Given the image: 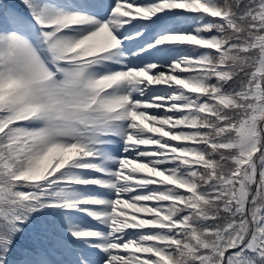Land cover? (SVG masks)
Here are the masks:
<instances>
[{"label":"snow or ice","instance_id":"obj_1","mask_svg":"<svg viewBox=\"0 0 264 264\" xmlns=\"http://www.w3.org/2000/svg\"><path fill=\"white\" fill-rule=\"evenodd\" d=\"M0 264H264V0H0Z\"/></svg>","mask_w":264,"mask_h":264},{"label":"trees","instance_id":"obj_2","mask_svg":"<svg viewBox=\"0 0 264 264\" xmlns=\"http://www.w3.org/2000/svg\"><path fill=\"white\" fill-rule=\"evenodd\" d=\"M9 2L19 4V0H9ZM39 234L40 229L39 225L37 224L32 229H30L26 235L20 238L19 243L24 248H31L38 242Z\"/></svg>","mask_w":264,"mask_h":264},{"label":"rangeland","instance_id":"obj_3","mask_svg":"<svg viewBox=\"0 0 264 264\" xmlns=\"http://www.w3.org/2000/svg\"><path fill=\"white\" fill-rule=\"evenodd\" d=\"M89 223H92V224H94L95 222H93V221H89Z\"/></svg>","mask_w":264,"mask_h":264}]
</instances>
